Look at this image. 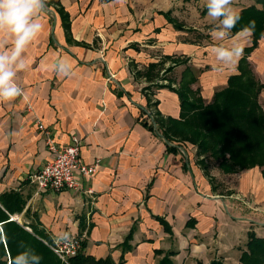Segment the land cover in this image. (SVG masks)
Returning <instances> with one entry per match:
<instances>
[{
    "label": "crops",
    "instance_id": "0c3cea01",
    "mask_svg": "<svg viewBox=\"0 0 264 264\" xmlns=\"http://www.w3.org/2000/svg\"><path fill=\"white\" fill-rule=\"evenodd\" d=\"M206 2L47 0L43 31L17 78L26 98L0 103V196L15 192L22 205L7 212L12 221L50 243L79 236L84 257L100 264H242L251 235L264 239L262 169L208 173L193 144L167 141L158 129L157 119L180 118L176 90L187 66L209 105L252 45L242 30L213 40L219 21L204 12ZM253 5L262 7L256 0L231 7L240 14ZM233 42L242 56L217 70L211 49ZM58 56L69 59L71 76L52 69ZM248 60L264 84V37ZM39 120L60 146L77 136L82 161L98 163L79 190L41 191L33 181L53 157Z\"/></svg>",
    "mask_w": 264,
    "mask_h": 264
},
{
    "label": "trees",
    "instance_id": "16d2710c",
    "mask_svg": "<svg viewBox=\"0 0 264 264\" xmlns=\"http://www.w3.org/2000/svg\"><path fill=\"white\" fill-rule=\"evenodd\" d=\"M257 5L250 6L239 14L240 20L231 30L237 33L255 22L252 31V45L245 49L239 63V74L230 77L228 86L215 94L211 104L206 105L193 85L198 76L187 66L183 72L177 93L181 101L179 119L158 120V129L167 141L190 143L198 148V155L219 161L225 172H237L259 167L264 177V107L260 95L264 84L256 79L248 58L264 37V0H256ZM207 12V8L204 10ZM63 22L68 21L59 4ZM66 28L69 24L65 25ZM204 158V159H205ZM203 159V160H204ZM202 160V162H203ZM208 172V168H205ZM22 207L18 194L9 192L0 196V264H7V251L11 258L23 251H32L41 257L40 264H63L58 255L44 241L30 235L17 222L12 221L7 212L14 214ZM36 233V232H35ZM33 236V237H32ZM42 237V236H40ZM45 240V239H44ZM50 243V241H48ZM247 251L242 254V264H264V239L251 235ZM72 264H100L79 254ZM161 264H172L169 260ZM212 264H222L213 262Z\"/></svg>",
    "mask_w": 264,
    "mask_h": 264
},
{
    "label": "clouds",
    "instance_id": "9594fccd",
    "mask_svg": "<svg viewBox=\"0 0 264 264\" xmlns=\"http://www.w3.org/2000/svg\"><path fill=\"white\" fill-rule=\"evenodd\" d=\"M231 4L232 0L206 2L208 17L212 21H219L210 30V36L215 41L229 38L231 30L240 20ZM46 7L47 0H0V103H11L19 97L26 98L17 78L20 72L28 68L24 54L43 31L40 15ZM254 28L255 22L251 21L242 31L251 35ZM211 51L217 61V70H222L238 62L243 54V47L239 42H233L231 46L221 43ZM51 67L58 75L73 74L72 65L66 57L58 56ZM64 239H70V234H65ZM40 261L41 257L34 252L23 251L11 258L10 264H40Z\"/></svg>",
    "mask_w": 264,
    "mask_h": 264
},
{
    "label": "built area",
    "instance_id": "2783aa9c",
    "mask_svg": "<svg viewBox=\"0 0 264 264\" xmlns=\"http://www.w3.org/2000/svg\"><path fill=\"white\" fill-rule=\"evenodd\" d=\"M38 128L45 136L46 145L53 157L33 177V181L41 191L79 190V179L93 177L97 172L98 163L90 166L82 161L81 140L77 136H73L69 144L60 146L53 132L41 120L38 122ZM44 242L58 255L63 264H72V259L83 251L82 238L75 235H70L67 240L62 237L53 243L45 240Z\"/></svg>",
    "mask_w": 264,
    "mask_h": 264
},
{
    "label": "rangeland",
    "instance_id": "374dc122",
    "mask_svg": "<svg viewBox=\"0 0 264 264\" xmlns=\"http://www.w3.org/2000/svg\"><path fill=\"white\" fill-rule=\"evenodd\" d=\"M262 92H264V89H263V91ZM260 97H261V95H260ZM262 105H263V107H264V93H263V97H262ZM196 148H197V146H195ZM197 158H205V157H208V154L209 153H207V154H201L200 153V155H198V148H197ZM203 167L205 166H209V168H208V173H210V170L211 169H217V171H219V172H225L224 170H223V168H221L220 166H219V161H216V160H214V159H212V158H205L204 160H203ZM202 166V165H201ZM214 183L216 184H218V186H219V191H221V192H226L225 190H226V187H225V185L223 184L222 185V183L221 182H219V180H215L214 181ZM232 190H228L227 192H231ZM218 262H221L222 264H225L224 262H222V261H218ZM242 263V262H241Z\"/></svg>",
    "mask_w": 264,
    "mask_h": 264
}]
</instances>
